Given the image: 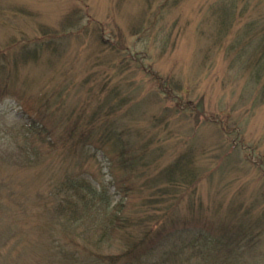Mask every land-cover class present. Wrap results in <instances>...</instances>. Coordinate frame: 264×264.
Here are the masks:
<instances>
[{
    "label": "rangeland",
    "instance_id": "374dc122",
    "mask_svg": "<svg viewBox=\"0 0 264 264\" xmlns=\"http://www.w3.org/2000/svg\"><path fill=\"white\" fill-rule=\"evenodd\" d=\"M263 17L264 0H0V50L15 43L8 93L0 77V264H95L84 252L89 240L103 255L124 251V235L108 227L104 236L111 206L77 226L58 212L59 183L81 173L107 188L112 204L122 199L118 213L136 233L143 217L170 225V209L216 225L253 206L255 220L264 209V97L241 64L256 57ZM23 45L39 48L35 61L16 59ZM115 85L126 103L109 116L113 99L104 91ZM28 115L51 134L26 141ZM81 118L78 137L91 121L88 153L101 147V131L117 128L127 151L149 166L123 168L112 143L104 146L109 159L102 151L87 157L77 139L63 144ZM20 144L38 154L27 156ZM186 153L198 181L176 189L161 172ZM112 174L125 193L115 194ZM159 189L171 200L154 195ZM185 251L168 264L216 260ZM252 254L245 257L264 264V238Z\"/></svg>",
    "mask_w": 264,
    "mask_h": 264
},
{
    "label": "trees",
    "instance_id": "16d2710c",
    "mask_svg": "<svg viewBox=\"0 0 264 264\" xmlns=\"http://www.w3.org/2000/svg\"><path fill=\"white\" fill-rule=\"evenodd\" d=\"M225 16V13L221 16ZM223 19V18H222ZM224 20V19H223ZM262 22L260 26V35L258 48L256 51V57L252 60H249L247 63H242V69L251 71V78L257 84H262L261 94L264 97V17L258 21ZM68 27V24L66 25ZM74 26H71L70 29H73ZM65 27V32L67 35H70V30ZM80 32V31H79ZM102 36V35H101ZM51 42V41H50ZM50 45V43L48 42ZM15 45L8 47L6 50H0V77L1 81L5 84L1 90L8 93L9 85L7 84L10 80L9 68L7 67L9 62L7 59L8 51ZM53 48V47H50ZM39 48L30 49L29 46L23 45L22 50L18 51L16 54V59L23 58L24 60H33L35 61L39 54ZM16 63V62H15ZM16 65V64H15ZM6 81V82H5ZM103 93V91H101ZM108 95L105 97L113 99V104L109 107V116L120 109V107L126 103V95L123 94V89L119 85L112 86L108 91H104ZM0 93V94H1ZM102 102V101H101ZM104 103V102H102ZM107 104V101H105ZM121 105V106H120ZM51 107V106H50ZM101 108V107H100ZM56 111V110H52ZM107 115V114H106ZM31 115H28V121L26 124V129L21 131L23 137L28 141L27 136H34L35 138L40 136H47L51 134V131H48L45 126L40 122L33 121ZM77 121L74 128L67 133L63 144L71 142V140L77 139L78 144L83 142L82 153L88 154L87 157H95L98 151H102L104 158H108V154H113L112 151H116L117 147L119 152V157L121 165L123 168L132 167V170H140V168H147L149 165L144 160L143 157H136L130 151H127L126 142L123 141L122 136L117 133V128L107 127L99 134V142L101 147H95L93 152H89L85 148V141L88 140L91 135V128L88 129L91 121L84 125L85 128L82 129L80 136L76 135V127L79 123ZM106 125V124H105ZM1 139V138H0ZM49 143L53 141L50 140ZM112 143L113 149L109 152L105 149V145ZM28 146V148H27ZM22 146L19 145V148L28 155L32 156L38 154V149H31L29 145ZM147 146V145H146ZM236 147V146H233ZM237 148L240 149L239 146ZM68 149L75 150V145L70 146ZM70 151L71 153L73 151ZM66 151V150H65ZM69 152V153H70ZM70 153V154H71ZM191 154L186 153L180 155L175 159L170 165L165 167L161 172V179H166L167 183L173 188L179 189L181 186H194L198 181V176L193 168H195L193 161L190 160ZM109 159V158H108ZM109 168V167H108ZM111 170V168H109ZM68 176L64 181L59 183V187L55 196L57 198L58 212H62L64 215H69L71 225H79L92 221L94 219L93 213L97 210H108L110 206L115 212L112 216L109 215L105 219L102 229L106 228L104 236H107L110 229L114 230L118 236L124 235L126 239V244L124 246V251L120 254H109L103 255L94 251L92 245H97L96 241H92L91 245L90 240L84 245V252L87 253V256L92 257L95 264H168L174 262L178 256L183 257V254L186 252L187 247L195 249L193 253H197L201 256L211 255L216 260L208 262H198L197 264H257L255 261L256 258L249 261L248 257H255L252 253L257 250L261 245L264 236V209L260 211L255 220L251 218L253 213V206L244 208L239 206L235 208V211H231L237 219L226 220L228 223H218L216 225H201L202 214L201 213H192L193 216H176V213H173V209L168 211V214L165 218L171 220L170 225L161 224V219L153 218L149 224V219L143 217V226L141 232L136 233V229L131 223L132 220L128 217L119 215L122 212V209L119 212V208L123 207L122 199L120 201L112 204L111 195L108 194L107 188L103 187L99 189L98 186L94 184L93 180L88 173H81L80 176L69 178ZM109 184H111L115 189V194H122V186L118 182L117 176L112 174V179H110ZM152 188V187H151ZM122 192V193H121ZM161 196L167 202L170 198L167 197L168 192L166 190L161 191L155 190L154 195ZM171 200V199H170ZM78 201L81 203V208L78 210L75 209ZM173 204V203H172ZM74 206V208H73ZM119 212V213H118ZM235 212V213H234ZM191 215V214H190ZM218 215V214H217ZM219 216V215H218ZM68 217V216H66ZM100 215H96V220H98ZM228 217V215H227ZM226 217V218H227ZM220 219L221 218L219 216ZM164 218H162L163 220ZM218 219V218H217ZM219 219V220H220ZM108 220V221H106ZM234 220V221H233ZM133 226V227H132ZM139 227L141 225H138ZM140 233V234H139ZM187 238V239H186ZM181 240V244L177 245L175 240ZM87 241V240H86ZM172 250H168V248ZM198 247V249H197ZM164 250V251H162ZM65 252V251H64ZM78 251L68 250L66 255L72 260H78ZM80 254V253H79ZM82 258V257H81ZM85 258V257H84ZM87 258V257H86ZM161 258V259H159ZM159 259V260H158ZM158 260V261H156Z\"/></svg>",
    "mask_w": 264,
    "mask_h": 264
}]
</instances>
